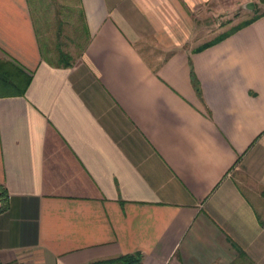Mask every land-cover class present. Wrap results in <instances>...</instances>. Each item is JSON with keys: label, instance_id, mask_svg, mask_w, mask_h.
<instances>
[{"label": "crops", "instance_id": "1", "mask_svg": "<svg viewBox=\"0 0 264 264\" xmlns=\"http://www.w3.org/2000/svg\"><path fill=\"white\" fill-rule=\"evenodd\" d=\"M208 5L0 0L2 264H264V14Z\"/></svg>", "mask_w": 264, "mask_h": 264}, {"label": "rangeland", "instance_id": "2", "mask_svg": "<svg viewBox=\"0 0 264 264\" xmlns=\"http://www.w3.org/2000/svg\"><path fill=\"white\" fill-rule=\"evenodd\" d=\"M264 11V3L260 0H209L204 12V21H208L202 29L204 40L227 30V21H243Z\"/></svg>", "mask_w": 264, "mask_h": 264}, {"label": "trees", "instance_id": "3", "mask_svg": "<svg viewBox=\"0 0 264 264\" xmlns=\"http://www.w3.org/2000/svg\"><path fill=\"white\" fill-rule=\"evenodd\" d=\"M260 1L264 3V0H260ZM263 14L264 12L255 13V15L249 20L259 17ZM140 261H141V255L138 253H134V254L122 255V256L107 259V260L96 261L90 264H139Z\"/></svg>", "mask_w": 264, "mask_h": 264}, {"label": "built area", "instance_id": "4", "mask_svg": "<svg viewBox=\"0 0 264 264\" xmlns=\"http://www.w3.org/2000/svg\"><path fill=\"white\" fill-rule=\"evenodd\" d=\"M0 264H2V263L0 262Z\"/></svg>", "mask_w": 264, "mask_h": 264}]
</instances>
